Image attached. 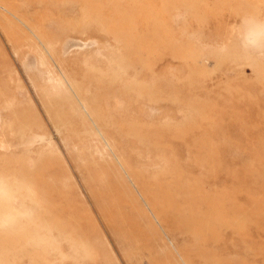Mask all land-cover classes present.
<instances>
[{
  "label": "rangeland",
  "instance_id": "rangeland-1",
  "mask_svg": "<svg viewBox=\"0 0 264 264\" xmlns=\"http://www.w3.org/2000/svg\"><path fill=\"white\" fill-rule=\"evenodd\" d=\"M0 264H264V0H0Z\"/></svg>",
  "mask_w": 264,
  "mask_h": 264
}]
</instances>
